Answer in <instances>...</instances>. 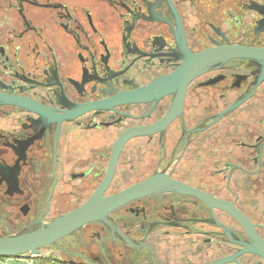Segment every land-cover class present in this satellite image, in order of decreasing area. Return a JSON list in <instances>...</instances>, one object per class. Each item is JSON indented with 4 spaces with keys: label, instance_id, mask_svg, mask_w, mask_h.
Returning a JSON list of instances; mask_svg holds the SVG:
<instances>
[{
    "label": "flooded vegetation",
    "instance_id": "af4514ba",
    "mask_svg": "<svg viewBox=\"0 0 264 264\" xmlns=\"http://www.w3.org/2000/svg\"><path fill=\"white\" fill-rule=\"evenodd\" d=\"M232 46L264 49V0H0V236L48 224L102 186L108 198L157 180L192 192L138 195L46 246L50 263L239 252L242 224L204 195L264 239V56L179 76L194 55Z\"/></svg>",
    "mask_w": 264,
    "mask_h": 264
},
{
    "label": "water",
    "instance_id": "95a60500",
    "mask_svg": "<svg viewBox=\"0 0 264 264\" xmlns=\"http://www.w3.org/2000/svg\"><path fill=\"white\" fill-rule=\"evenodd\" d=\"M234 56L260 57L264 56V49L244 48L239 46L212 48L194 55L179 69V76L189 73V77H195L198 73L205 71L217 64H222ZM124 100H127L124 98ZM231 109V108H230ZM117 157H114L116 161ZM114 167H111V175ZM157 181V180H156ZM156 181L151 180L138 186L125 189L108 198H103L102 193L105 187H101L92 199L81 207L64 214L48 224L40 223L39 227L30 231L1 236L0 237V257H17L28 253L40 255L41 249L46 246H52L60 239L71 235L78 228L86 223L104 220L109 210L118 208L128 200L138 196L164 190H179L192 192L191 189L183 187L175 182H169L166 185H157ZM204 200L211 206L222 208L231 213L245 229L249 241L243 242V249L232 255L220 258L216 261L206 264H227L238 261V258L245 253L257 254L264 258V239H262L252 222L230 203L222 202L210 196H203ZM226 234L231 235L226 230Z\"/></svg>",
    "mask_w": 264,
    "mask_h": 264
},
{
    "label": "built area",
    "instance_id": "2783aa9c",
    "mask_svg": "<svg viewBox=\"0 0 264 264\" xmlns=\"http://www.w3.org/2000/svg\"><path fill=\"white\" fill-rule=\"evenodd\" d=\"M37 255L25 254L22 256L0 257V264H36Z\"/></svg>",
    "mask_w": 264,
    "mask_h": 264
},
{
    "label": "rangeland",
    "instance_id": "374dc122",
    "mask_svg": "<svg viewBox=\"0 0 264 264\" xmlns=\"http://www.w3.org/2000/svg\"><path fill=\"white\" fill-rule=\"evenodd\" d=\"M14 232H17L18 230H13ZM1 237V236H0ZM71 238H72V236H71ZM60 242H62V241H60ZM49 253H51V249H50V247H44V248H42V250H41V255H47V254H49ZM56 255H60V252H56L55 253ZM41 255H39V256H37V258H36V264H40V261L39 260H37ZM248 258V256L246 257L245 256V259H247Z\"/></svg>",
    "mask_w": 264,
    "mask_h": 264
},
{
    "label": "crops",
    "instance_id": "0c3cea01",
    "mask_svg": "<svg viewBox=\"0 0 264 264\" xmlns=\"http://www.w3.org/2000/svg\"><path fill=\"white\" fill-rule=\"evenodd\" d=\"M58 256H60V257L62 256L63 257V254L60 253V255H58ZM37 260L40 261V264H53V263H50L47 255L46 256L45 255H41Z\"/></svg>",
    "mask_w": 264,
    "mask_h": 264
},
{
    "label": "bare ground",
    "instance_id": "6f19581e",
    "mask_svg": "<svg viewBox=\"0 0 264 264\" xmlns=\"http://www.w3.org/2000/svg\"><path fill=\"white\" fill-rule=\"evenodd\" d=\"M28 254H31V253H28ZM37 256H39V255H37Z\"/></svg>",
    "mask_w": 264,
    "mask_h": 264
}]
</instances>
